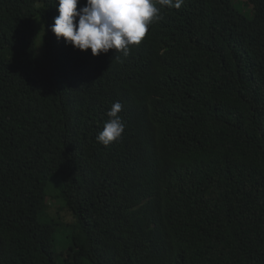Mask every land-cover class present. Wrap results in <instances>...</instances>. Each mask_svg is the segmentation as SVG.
<instances>
[{
  "label": "trees",
  "instance_id": "obj_1",
  "mask_svg": "<svg viewBox=\"0 0 264 264\" xmlns=\"http://www.w3.org/2000/svg\"><path fill=\"white\" fill-rule=\"evenodd\" d=\"M57 9L0 0V264H264V0L163 7L127 57Z\"/></svg>",
  "mask_w": 264,
  "mask_h": 264
},
{
  "label": "clouds",
  "instance_id": "obj_2",
  "mask_svg": "<svg viewBox=\"0 0 264 264\" xmlns=\"http://www.w3.org/2000/svg\"><path fill=\"white\" fill-rule=\"evenodd\" d=\"M80 3L81 0H58L59 15L50 26L57 40L81 51L91 49L93 56L115 50L127 57L133 46L166 34L146 35L149 27L161 19V8L179 9L183 0H86L78 8ZM122 108L119 101L111 105L106 113L108 120L96 137L106 147L122 138Z\"/></svg>",
  "mask_w": 264,
  "mask_h": 264
},
{
  "label": "rangeland",
  "instance_id": "obj_3",
  "mask_svg": "<svg viewBox=\"0 0 264 264\" xmlns=\"http://www.w3.org/2000/svg\"><path fill=\"white\" fill-rule=\"evenodd\" d=\"M246 2V1H245Z\"/></svg>",
  "mask_w": 264,
  "mask_h": 264
}]
</instances>
